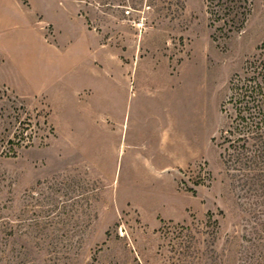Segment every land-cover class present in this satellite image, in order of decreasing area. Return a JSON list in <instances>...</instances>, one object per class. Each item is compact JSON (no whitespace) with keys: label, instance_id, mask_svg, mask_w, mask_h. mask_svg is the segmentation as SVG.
<instances>
[{"label":"rangeland","instance_id":"obj_1","mask_svg":"<svg viewBox=\"0 0 264 264\" xmlns=\"http://www.w3.org/2000/svg\"><path fill=\"white\" fill-rule=\"evenodd\" d=\"M217 3L0 0V264H264V160L225 142L264 0Z\"/></svg>","mask_w":264,"mask_h":264},{"label":"trees","instance_id":"obj_2","mask_svg":"<svg viewBox=\"0 0 264 264\" xmlns=\"http://www.w3.org/2000/svg\"><path fill=\"white\" fill-rule=\"evenodd\" d=\"M245 1L218 0L216 4L224 7L225 10H218V13L223 15L221 19L226 25H231V31L240 30L247 21V8L242 10ZM232 14L233 17L226 18ZM259 50L257 58L248 63L246 76L233 82L235 93L230 101L236 111L235 126L227 131L229 136H226L225 142L235 148L237 160H242V151L250 144L255 149L250 156L245 155L246 160H264V42ZM236 133L238 136L232 137Z\"/></svg>","mask_w":264,"mask_h":264}]
</instances>
